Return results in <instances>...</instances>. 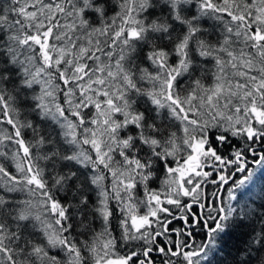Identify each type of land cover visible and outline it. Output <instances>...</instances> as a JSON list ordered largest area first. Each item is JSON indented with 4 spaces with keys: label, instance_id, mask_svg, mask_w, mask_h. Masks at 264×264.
Returning a JSON list of instances; mask_svg holds the SVG:
<instances>
[{
    "label": "snow or ice",
    "instance_id": "6c2138e0",
    "mask_svg": "<svg viewBox=\"0 0 264 264\" xmlns=\"http://www.w3.org/2000/svg\"><path fill=\"white\" fill-rule=\"evenodd\" d=\"M253 167L264 0H0V264H264Z\"/></svg>",
    "mask_w": 264,
    "mask_h": 264
},
{
    "label": "trees",
    "instance_id": "16d2710c",
    "mask_svg": "<svg viewBox=\"0 0 264 264\" xmlns=\"http://www.w3.org/2000/svg\"><path fill=\"white\" fill-rule=\"evenodd\" d=\"M253 170L255 175L252 180L235 192L237 199L233 201V204L238 208L244 207L249 202H255L256 204L264 202V169L253 167ZM236 178H242L241 174H237ZM196 239L197 242H200L204 239V234L199 233ZM224 259L223 254H219L215 257L213 264H218L219 261Z\"/></svg>",
    "mask_w": 264,
    "mask_h": 264
}]
</instances>
